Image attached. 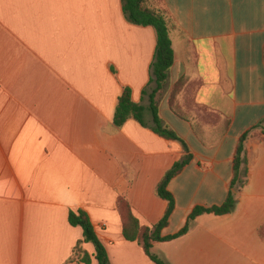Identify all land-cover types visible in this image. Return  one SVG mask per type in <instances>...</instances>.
<instances>
[{
  "label": "crops",
  "instance_id": "obj_1",
  "mask_svg": "<svg viewBox=\"0 0 264 264\" xmlns=\"http://www.w3.org/2000/svg\"><path fill=\"white\" fill-rule=\"evenodd\" d=\"M174 29L171 90L160 114L192 160L168 186L176 200L163 237L180 232L196 207L221 206L240 138L248 182L227 216L198 217L189 232L155 244L169 264H264V0H161ZM157 45L151 27L127 21L122 0H0V264H67L86 212L110 264H155L123 235L119 198L143 227L168 203L157 194L185 155L130 119L114 117L126 88L149 107ZM188 80L194 105L230 122H185L169 107ZM184 98H182V102ZM186 103V102H185ZM220 120V119H219ZM84 250L98 264L92 244Z\"/></svg>",
  "mask_w": 264,
  "mask_h": 264
},
{
  "label": "trees",
  "instance_id": "obj_2",
  "mask_svg": "<svg viewBox=\"0 0 264 264\" xmlns=\"http://www.w3.org/2000/svg\"><path fill=\"white\" fill-rule=\"evenodd\" d=\"M122 4L123 12L129 23L139 27H151L156 32L157 45L155 58L151 66L150 81L151 85H155V88L151 93L148 90L144 92V96L149 98L148 109L136 104L133 101L131 89L126 88L117 105L114 117L115 125L122 127L128 120L133 119L142 126L148 127L145 121V112L148 110L152 116L151 129L166 140L181 143L187 155L173 166L158 186L157 194L168 203V209L157 225L152 227L141 226L133 215L129 202L124 198H119L118 209L123 218L124 238L130 242H137L155 264H169L152 255L151 250L155 244L171 242L185 236L189 232L191 224L200 216L206 214L227 216L234 212L237 204L236 196L245 188L248 182V160L245 142L250 135V131L245 133L238 143L233 161V179L226 201L221 206L211 208L196 207L180 232L173 236L163 237V231L168 227L176 208V200L168 191V186L192 160L186 142L166 124L160 114L161 101L171 90V70L175 63V56L170 34L174 26L164 10L161 0H122ZM193 95L194 93L189 89L188 80L181 78L170 93L169 107L173 114L185 122L201 121L202 116H204L206 118L202 119L207 123L218 124L220 122L223 123L225 129L229 128V121L222 120L209 114L207 110L195 106ZM182 98H184L183 101L186 103L182 102ZM259 128L262 129L264 134L263 123L254 129ZM69 223L72 227H79L83 230V240L78 242L73 256L67 264H92L91 256L84 250L85 244L94 246L96 251L95 258L98 264H110L106 249L101 243L89 215L82 210L71 211Z\"/></svg>",
  "mask_w": 264,
  "mask_h": 264
},
{
  "label": "rangeland",
  "instance_id": "obj_3",
  "mask_svg": "<svg viewBox=\"0 0 264 264\" xmlns=\"http://www.w3.org/2000/svg\"><path fill=\"white\" fill-rule=\"evenodd\" d=\"M203 119H205L206 117L202 116ZM210 122V121H209Z\"/></svg>",
  "mask_w": 264,
  "mask_h": 264
}]
</instances>
